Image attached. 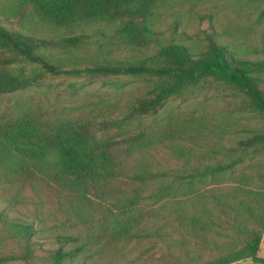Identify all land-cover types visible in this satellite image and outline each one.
Masks as SVG:
<instances>
[{
    "label": "trees",
    "instance_id": "16d2710c",
    "mask_svg": "<svg viewBox=\"0 0 264 264\" xmlns=\"http://www.w3.org/2000/svg\"><path fill=\"white\" fill-rule=\"evenodd\" d=\"M210 1L216 2L18 0L3 8L9 26L0 20V98L62 76L77 78L68 82L74 92L95 80L113 89L135 82L143 87L120 115L99 104L51 110L0 103L2 202L20 207L34 201L63 217L66 226L88 230L84 240L61 233L54 236L55 248H42L34 239L39 216L12 218L11 226L24 240L22 259L73 264L89 251L116 264L133 242L154 236L174 247L166 245L156 254L164 264H236L247 259L264 264L259 256L264 236V0H234L259 7L255 22L235 27L242 40L232 47L219 40L231 33L218 31L210 14L200 16L210 23L203 43L195 40L201 49L188 43L195 36L178 31V19L165 30L153 26L170 8ZM200 94L240 97V108H247L261 125L208 126L190 117L175 125L172 120L142 122L173 101L183 103ZM233 126L247 136L226 146L222 139ZM206 132L213 136L200 154L207 162L161 168L160 148L173 147L177 159L187 157L173 140H195ZM171 197L177 203L184 198L183 203L173 210L172 223L158 226L155 219L164 207L156 205ZM9 214L1 207L0 222L8 221ZM168 225L181 234L178 247L209 249L211 257L177 256V245L162 232ZM91 257L76 264H87Z\"/></svg>",
    "mask_w": 264,
    "mask_h": 264
},
{
    "label": "rangeland",
    "instance_id": "374dc122",
    "mask_svg": "<svg viewBox=\"0 0 264 264\" xmlns=\"http://www.w3.org/2000/svg\"><path fill=\"white\" fill-rule=\"evenodd\" d=\"M18 0H0V20L5 26H9L3 17L4 9L14 5ZM258 5H252L248 2H238L234 0H216L206 2L204 4H198L192 6V4H185L183 7H174L164 12L156 23L154 28L157 30H165L169 28L176 19L180 20L179 32H185L188 36H195L196 38L188 40L190 45H196L200 49L202 46L197 45L195 40L200 44L203 43L204 30H208L210 23L208 21H202L200 16L202 14H210L213 16V21L218 31L227 29L230 35H223L219 40L229 45L241 41L240 37L236 34V26L243 27L249 26L256 21L258 14ZM241 36V35H240ZM256 42H259L258 38L253 37ZM245 57L249 59L257 58L254 55L248 54ZM77 78L62 76L53 79L49 84L45 83L39 87H31L22 92L6 95L0 98L2 105H16L19 102L22 105H31L30 108L39 109H67L74 110L75 108H81L89 104H99L100 107H107L115 111L116 115H120L124 106L131 100L133 95H137L142 90L141 83H132L123 89H113L110 87L101 86L100 82L95 80L91 85L78 89L77 92L71 90L68 86L70 80L75 81ZM40 103H37L39 102ZM241 98L236 95L229 94H209L207 98L203 95H199L189 101L180 103L179 101L171 102L165 110H162L156 117H144L142 122L154 124L156 122H166L172 120L171 125L179 124L185 118L203 120L208 126H228L229 124H240L243 126L254 127L261 125L260 121L251 118L250 111L240 108ZM112 106V107H108ZM114 107V108H113ZM91 109V107H85ZM106 108V109H107ZM104 110V109H103ZM154 118V120H153ZM137 121L134 120L132 124L133 128L137 129ZM158 124L155 125L157 127ZM206 127V126H204ZM238 127L227 128L226 134L222 139V143L226 146H231L240 137H246L245 133H237ZM210 128V127H209ZM237 128V129H236ZM211 129V128H210ZM208 129V131L210 130ZM194 136L198 134L191 132ZM199 135L202 137H196L195 140L189 139V135H186L188 139L173 140L174 147L180 150L187 157H181L177 159L175 153L173 154V147L160 148L157 160L161 164V168H188L190 164L197 165L199 163H205L207 160L203 159L200 154L205 152L207 146H204V142L212 141L213 136L209 133ZM206 135V136H205ZM216 140V139H214ZM193 149V150H192ZM178 150V151H179ZM192 152V160L188 163L187 158L190 157ZM177 203L175 198H168L160 202L157 206L164 207L160 212L159 217L155 219V224L162 226L164 222L172 223L175 216L173 210L178 204L183 203V199ZM7 207L10 214L8 221L0 222V264H44L37 258H30L24 260L21 258V254L24 250V240L18 236L16 230L11 226L15 220L12 218H21L24 220H32L34 216H39L40 222L34 225L35 240L40 242L42 248H55L56 244L53 242L54 236L57 234H79L83 240L88 234L86 226H75L64 224V218L59 216L52 209L47 207L41 209L34 201H28L26 204L20 207H15L7 202H2L0 197V208ZM163 216V217H162ZM155 230V225L151 229ZM164 234H170L172 240L177 245L175 254L183 258V254H187L192 257L201 256L202 258H210L209 249L205 250L202 247L189 245V249L180 248L181 234L176 231V228L172 225H168L162 229ZM172 233V234H171ZM166 245H173L169 242L158 241L154 236L146 238L141 244L135 242L127 248L125 255H118L116 264H126L132 262V264H164V262L156 256ZM89 251H84L80 257H76L73 264L81 261L83 256H92L87 264H110L108 258H100L93 256ZM259 256L264 258V236L259 251ZM236 264H258L249 259L243 260Z\"/></svg>",
    "mask_w": 264,
    "mask_h": 264
}]
</instances>
